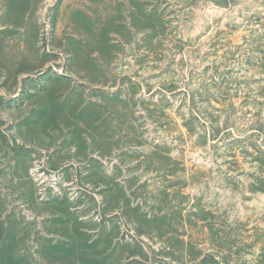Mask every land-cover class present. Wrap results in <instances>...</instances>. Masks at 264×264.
<instances>
[{"label": "rangeland", "instance_id": "obj_1", "mask_svg": "<svg viewBox=\"0 0 264 264\" xmlns=\"http://www.w3.org/2000/svg\"><path fill=\"white\" fill-rule=\"evenodd\" d=\"M0 264H264V0H0Z\"/></svg>", "mask_w": 264, "mask_h": 264}]
</instances>
